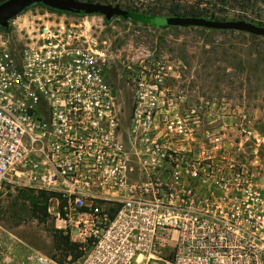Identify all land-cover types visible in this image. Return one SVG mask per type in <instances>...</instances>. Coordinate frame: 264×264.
<instances>
[{
  "label": "built area",
  "instance_id": "1",
  "mask_svg": "<svg viewBox=\"0 0 264 264\" xmlns=\"http://www.w3.org/2000/svg\"><path fill=\"white\" fill-rule=\"evenodd\" d=\"M16 18L23 41L0 32V196H52L80 253L62 264H264V121L227 99L175 109L160 75H129L127 107L89 28ZM0 264L61 263L0 228Z\"/></svg>",
  "mask_w": 264,
  "mask_h": 264
},
{
  "label": "rangeland",
  "instance_id": "2",
  "mask_svg": "<svg viewBox=\"0 0 264 264\" xmlns=\"http://www.w3.org/2000/svg\"><path fill=\"white\" fill-rule=\"evenodd\" d=\"M8 1L0 0V5ZM98 1L97 4L157 18H174L177 8L197 3V0ZM255 1L250 0L249 6L245 4L241 9H217L219 20H243L264 27V4L251 6ZM16 17L29 20L25 25L30 26L65 24L89 28L97 46L107 50L108 75L118 89H124L123 100L127 107L135 103L134 85L129 75L141 74L147 80L152 75H160L175 109L187 103L201 105V98L205 102L227 99L239 108L248 109L258 121H264V38L254 40L252 35L245 33L196 30L195 27L156 28L127 18H107L101 13L63 11L32 0L20 14L7 20L8 27H0V32L12 36L16 43L23 41L17 28L12 26L13 22L17 25ZM17 198L13 188H3L1 230L18 236L41 254L57 256L52 235L58 230L49 204V218L41 224L29 217L28 204L23 206ZM19 207H24L21 213L24 215L16 212Z\"/></svg>",
  "mask_w": 264,
  "mask_h": 264
},
{
  "label": "trees",
  "instance_id": "3",
  "mask_svg": "<svg viewBox=\"0 0 264 264\" xmlns=\"http://www.w3.org/2000/svg\"><path fill=\"white\" fill-rule=\"evenodd\" d=\"M85 3H99L98 0H86ZM205 0H197L196 4L194 6L188 7L185 6L184 8L180 9L177 8L175 11L176 17H191V18H203L206 20H214V21H225V20H219V11L220 9H230L234 10V8H244L245 4L249 6L251 3L250 0H207L205 3H203ZM261 3L264 4V0H256L255 3L251 6H254V4ZM240 6V7H238ZM256 6V5H255ZM217 9L219 11L217 12ZM127 19H130L132 21L143 23L147 25H151L153 27H161V26H169L168 25V19L169 18H157V17H151L144 14H137L134 12H127ZM237 21H243V20H237ZM257 26L263 27L261 24H258ZM196 30H206L201 28H196ZM254 40H258V37L253 36ZM264 41V39H262ZM19 198L23 202V206H25V203L28 204L29 211L27 212L29 214V217L33 220H36L37 222L44 224L47 219L49 218V215L47 213L48 204L50 198H52L51 195H48L43 192H34L31 190H16ZM24 207H19V210L16 212L21 214L24 212ZM26 213V212H25ZM24 215V214H21ZM53 245L55 248V251H57V256L53 255L52 258L57 260L59 263H64L66 259L70 256L71 261L75 262L79 257L80 253L77 249V246L70 243L68 237L64 236L62 232L60 231H54L53 232Z\"/></svg>",
  "mask_w": 264,
  "mask_h": 264
},
{
  "label": "water",
  "instance_id": "4",
  "mask_svg": "<svg viewBox=\"0 0 264 264\" xmlns=\"http://www.w3.org/2000/svg\"><path fill=\"white\" fill-rule=\"evenodd\" d=\"M32 0H9L8 2L0 5V27H8L7 20L22 12V10L28 6ZM43 2L53 8L63 11L82 12L87 14L101 13L107 18L121 17L127 18V12L119 8H115L109 5L97 4V3H83L75 0H35ZM169 26L176 27H195L207 30L216 31H233L239 33H245L248 35L264 38V27L257 26L244 21H214L206 20L203 18H191V17H174L168 19Z\"/></svg>",
  "mask_w": 264,
  "mask_h": 264
}]
</instances>
